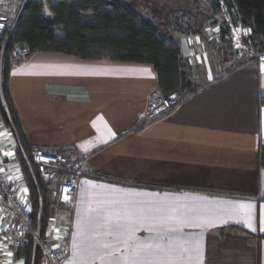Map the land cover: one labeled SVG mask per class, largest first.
Returning <instances> with one entry per match:
<instances>
[{
    "label": "crops",
    "instance_id": "crops-1",
    "mask_svg": "<svg viewBox=\"0 0 264 264\" xmlns=\"http://www.w3.org/2000/svg\"><path fill=\"white\" fill-rule=\"evenodd\" d=\"M190 43L181 40L183 56ZM208 78L148 121L160 100L151 64L37 53L13 68L28 143L82 157L75 211L54 209L47 234L50 247L69 234L65 264H264V65ZM4 130L13 138L0 121ZM3 147L0 164L20 191ZM14 223H0V264H24L9 240Z\"/></svg>",
    "mask_w": 264,
    "mask_h": 264
},
{
    "label": "trees",
    "instance_id": "trees-1",
    "mask_svg": "<svg viewBox=\"0 0 264 264\" xmlns=\"http://www.w3.org/2000/svg\"><path fill=\"white\" fill-rule=\"evenodd\" d=\"M224 2L230 11L236 12L241 24L252 30L253 45L264 52V0ZM225 37L226 31H223L221 40ZM37 53L151 64L158 77L160 99L173 94L189 97L198 87L193 84V69L183 58L180 40L161 33L121 0L24 2L12 28L0 32V118L18 144L16 160L27 189L29 225L38 240L47 244L52 211L62 207L56 200L58 187L62 179L72 175L82 157L72 148H38L28 143L10 91L11 72ZM260 104L264 105V97ZM38 150L51 153L57 159L56 165L62 169L60 180L46 182L41 177L34 161ZM259 164L264 169V142L260 147ZM15 259L24 264L44 263L43 250L31 233L15 250Z\"/></svg>",
    "mask_w": 264,
    "mask_h": 264
},
{
    "label": "rangeland",
    "instance_id": "rangeland-1",
    "mask_svg": "<svg viewBox=\"0 0 264 264\" xmlns=\"http://www.w3.org/2000/svg\"><path fill=\"white\" fill-rule=\"evenodd\" d=\"M121 1H123L127 7L134 10L141 18L151 22L164 35L178 39L180 42L183 39L191 40V43L187 46L188 48L185 49L183 58L193 69V84L198 87V91L205 84L206 80L209 79L208 76L216 78L218 74L221 75L229 72L231 69L238 68L240 65L242 66L247 62L256 60L258 63V55L264 54V52L260 51L259 47L253 45L251 35L242 34L241 38H239L238 32L234 30L235 34L232 33V28L243 29L244 31L249 27H244L241 24V19L235 11L229 10L224 0ZM24 2H26V0H3V4L0 6V17L11 15L13 22ZM11 28L12 27L8 26V29ZM3 29L4 28H1L0 32L3 31ZM223 31H226L224 41L221 40ZM230 34H232V36H229ZM233 37L236 38L235 44ZM181 96L182 100L188 97ZM162 101L163 99H160L152 103L149 109ZM149 109L143 115L144 120H146L145 115L149 113ZM7 130L10 131L9 129ZM9 133L4 130L0 134V139L4 144L3 149L5 152H9V155L7 154L9 157H7V161H9L11 169L19 166H14V164L17 163L16 153L18 144L14 136L12 135L13 138H11ZM80 164H82V161ZM11 171L13 175L14 170ZM16 176L21 181L19 188L22 187V189L20 188V191H15L16 189L12 188V191L17 193L19 202L25 213H27L30 210L27 189L23 179H21L22 175L19 169H17ZM60 178L61 173L58 172L54 180H60ZM1 220L4 221L5 218Z\"/></svg>",
    "mask_w": 264,
    "mask_h": 264
},
{
    "label": "built area",
    "instance_id": "built-area-1",
    "mask_svg": "<svg viewBox=\"0 0 264 264\" xmlns=\"http://www.w3.org/2000/svg\"><path fill=\"white\" fill-rule=\"evenodd\" d=\"M3 0H0V6L3 4ZM3 28V23L0 18V30ZM239 33V38L242 34L252 35V30L247 28L243 29L232 28ZM229 36H232L230 34ZM234 44L236 38L233 37ZM258 63L264 65V54L258 55ZM182 100V96L179 94H173L160 102L158 105H153L149 110V113L145 115L146 120H152L169 110L175 108ZM148 118V119H147ZM34 161L39 167L41 177L46 181H53L57 173H61V168L56 165L57 159L44 150H38L34 155ZM84 171L81 168V164L76 165L73 168L72 175L69 178L62 179L57 193L58 204L70 212H74L76 208L77 194L79 181L84 176ZM2 218H10L15 220L12 233L9 235V240L12 244L13 250L23 245L24 238L28 233H31L41 247L44 253L43 264H65L70 251L69 246V234L65 235L59 245L50 247L47 244H42L37 235H35L29 225L28 212L25 213L17 193L13 192L9 180L6 177V168L4 164H0V223ZM1 225V224H0Z\"/></svg>",
    "mask_w": 264,
    "mask_h": 264
},
{
    "label": "water",
    "instance_id": "water-1",
    "mask_svg": "<svg viewBox=\"0 0 264 264\" xmlns=\"http://www.w3.org/2000/svg\"><path fill=\"white\" fill-rule=\"evenodd\" d=\"M1 20H3V19H1ZM23 47V46H22Z\"/></svg>",
    "mask_w": 264,
    "mask_h": 264
}]
</instances>
